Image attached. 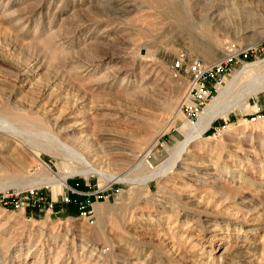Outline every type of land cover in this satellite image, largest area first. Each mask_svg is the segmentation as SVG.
<instances>
[{
    "label": "rangeland",
    "instance_id": "1",
    "mask_svg": "<svg viewBox=\"0 0 264 264\" xmlns=\"http://www.w3.org/2000/svg\"><path fill=\"white\" fill-rule=\"evenodd\" d=\"M263 36L264 0H0V264H264V89L244 100L253 72L224 91L264 66ZM229 46L247 58L179 109L188 61Z\"/></svg>",
    "mask_w": 264,
    "mask_h": 264
},
{
    "label": "built area",
    "instance_id": "2",
    "mask_svg": "<svg viewBox=\"0 0 264 264\" xmlns=\"http://www.w3.org/2000/svg\"><path fill=\"white\" fill-rule=\"evenodd\" d=\"M248 51L236 49L233 46L226 48L225 53L212 62H205L198 58H191L184 67L185 55L179 52L173 61L172 68L177 70L184 67L188 74L186 88L179 103V109L186 111L188 115L197 116L206 103L216 93L222 82L224 71L236 60L247 58ZM260 117L264 118V109L260 111ZM27 196H24L26 199ZM68 202L69 198L65 197ZM88 198L79 202V212L83 215L88 213ZM89 218V216H87Z\"/></svg>",
    "mask_w": 264,
    "mask_h": 264
},
{
    "label": "bare ground",
    "instance_id": "3",
    "mask_svg": "<svg viewBox=\"0 0 264 264\" xmlns=\"http://www.w3.org/2000/svg\"><path fill=\"white\" fill-rule=\"evenodd\" d=\"M263 38H264V36H263ZM258 42L259 41H256V42H254V43H252L250 46H256L257 44H258ZM258 63H261V62H258ZM256 65H257V68H256ZM258 65H260V64H257L256 62H251V63H247V64H244V67H243V70L241 71V72H238L237 73V75H235V77H233L232 78V80H230V82H229V85L224 89V91H227L229 88H231L232 86H233V84L240 78V77H246V76H248L247 74L248 73H253V72H255V73H257L256 75H252V76H250L251 77V81L247 84V86H246V89H245V91H243V98H244V100H246V98L249 96V95H252V94H255L256 92H258V91H261V89H264V77H262L261 79H260V77H258V75H259V73L261 72H264V66H258ZM252 67V68H251ZM253 67H255V68H253ZM250 68V69H249ZM246 69H249L248 71H246ZM264 73H262V75H263ZM261 75V74H260ZM249 77V76H248ZM226 95V94H225ZM220 96V95H219ZM237 99H238V97H237ZM243 100V99H242ZM207 104V103H206ZM206 106V105H205ZM204 106V107H205ZM203 107V108H204ZM225 107H227V103L224 101V100H219V98H215V99H213V101H212V103H211V106L208 108V109H206V110H204L203 112H202V114L200 115V119H199V122L198 123H204V126H203V128H202V130L204 129V128H206L207 126H209V124H210V122H211V120L214 118V117H216V116H218L219 115V113H221V111H225L226 110V108ZM202 108V109H203ZM224 114V113H223ZM43 116V115H42ZM45 119V118H44ZM54 122V121H53ZM197 123V124H198ZM4 124H8V123H6V122H4ZM53 124V123H52ZM44 125V124H43ZM58 125V124H57ZM195 125V124H194ZM59 126V125H58ZM170 126V125H169ZM42 128V127H41ZM53 128V127H52ZM166 128V127H165ZM46 129H48V128H46ZM164 130V129H163ZM13 131V130H12ZM40 132H42V133H45V134H49V135H51V138L54 140V138H55V140H58V138H59V136H57V134L56 135H54L51 131L49 132V131H46V130H40ZM39 132V133H40ZM57 132V131H56ZM38 133V132H37ZM41 133V134H42ZM50 133H52V134H50ZM161 133V132H160ZM38 135V134H37ZM5 137V136H4ZM15 137V136H14ZM40 137V136H39ZM38 137V138H39ZM7 140V139H6ZM52 140V141H53ZM3 141V140H2ZM9 141V140H8ZM13 142V141H12ZM57 142H59V140L57 141ZM56 142V143H57ZM77 142V141H76ZM3 143V142H2ZM61 143V142H60ZM65 143V142H64ZM63 144V143H62ZM76 144H80L78 147H77V150H76V152H75V154H72V153H68L69 154V156H70V158L71 159H75L74 161H77V162H79V161H83L85 164H91V163H87L88 162V158L89 159H91V158H93V156H95V158H94V160H97V156H96V154H94V155H90L91 153H92V151H94V150H92V147H90L91 146V143L89 144V142H87V141H84L83 143H76ZM2 145H4V143L2 144ZM62 146V145H61ZM83 146V147H82ZM93 146V145H92ZM17 147V146H16ZM64 147V149H66V147L65 146H63ZM91 148V149H90ZM88 157V158H87ZM65 158V157H64ZM100 158V157H99ZM178 158H179V156L175 159V162L173 163V164H170L169 166H167V167H161L160 168V171L158 172V173H152L150 176H147V177H158V176H162V175H164V174H166L167 172H171L174 168H175V166H176V164H177V160H178ZM79 160V161H78ZM73 161V160H72ZM81 161V162H82ZM77 162H75V163H77ZM99 162H101V161H99ZM98 162V163H99ZM173 162V161H172ZM75 165V164H74ZM98 165H100V164H98ZM92 166V165H91ZM80 168H81V166H79ZM86 169V168H85ZM93 169V171L94 172H96L100 177H102V178H106V179H108V178H110V180L111 181H114V180H122V178H119L118 176H113V175H110V177H109V175L107 176V174H106V172H105V170L102 168V166H97V167H94V168H92ZM84 170V169H83ZM89 171H91L90 169H88ZM81 171V170H80ZM87 171V170H86ZM85 172V171H84ZM97 175V176H98ZM65 179H66V177L65 176H62V177H55V176H52V177H50V176H47L43 181H41L42 183H44V184H46V185H48V186H51V187H54V186H59V185H66V183H65ZM146 179H148V178H146V176L145 177H143L142 179H141V182L143 181V180H146ZM104 180V179H103ZM125 180H128V178L126 179L125 178ZM139 181V180H138ZM234 213V212H233ZM236 215V214H235ZM242 216V215H241ZM240 218V217H239ZM243 219V218H242ZM244 222V221H243Z\"/></svg>",
    "mask_w": 264,
    "mask_h": 264
},
{
    "label": "trees",
    "instance_id": "4",
    "mask_svg": "<svg viewBox=\"0 0 264 264\" xmlns=\"http://www.w3.org/2000/svg\"><path fill=\"white\" fill-rule=\"evenodd\" d=\"M81 188V187H80ZM80 201H82V199L78 196V195H76V194H73V193H71L70 195H69V201L66 203L68 206H70L71 207V211L72 212H74L75 214L76 213H78L79 212V208H78V206H79V202Z\"/></svg>",
    "mask_w": 264,
    "mask_h": 264
}]
</instances>
